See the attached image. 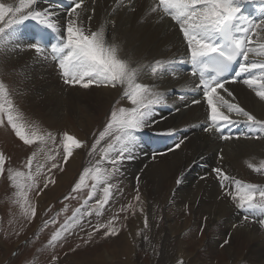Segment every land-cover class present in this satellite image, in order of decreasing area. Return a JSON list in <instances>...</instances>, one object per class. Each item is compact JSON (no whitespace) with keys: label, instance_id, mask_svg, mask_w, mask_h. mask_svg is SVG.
Instances as JSON below:
<instances>
[{"label":"snow or ice","instance_id":"1","mask_svg":"<svg viewBox=\"0 0 264 264\" xmlns=\"http://www.w3.org/2000/svg\"><path fill=\"white\" fill-rule=\"evenodd\" d=\"M117 8L106 19L93 30L91 24L96 13L95 5L98 0H91L92 14L87 16L88 26L85 25L83 16L88 12L85 0H69V7L65 8L64 16L57 18L58 4L50 3L49 0H19L18 6L0 3V45L4 46V52L0 53L3 58H11L25 49L32 53L35 60L44 65L48 60L49 47L52 59L59 73L61 82L68 88L74 90H87L93 92L101 88L122 89V100H127L128 107H114L103 130L99 131L98 137L92 143L89 154H94L98 146L104 141L106 146L100 147L101 158L91 166L85 167L74 185L73 192H80L89 187L87 181H91L88 196L92 197L98 187L103 185L102 199L98 203L99 208L108 204L113 196L114 185L110 182L114 177L122 174L123 165L135 159L138 150V137L136 133L144 128L152 129L157 122L154 119L156 109L167 106L165 96L176 93L172 88L170 93L162 94L157 91L161 87L159 78L169 72L178 74L177 68L187 66L186 70L193 78L194 87L191 90V103H188V94L180 95L185 109L191 106L205 108V123L202 131L209 135H218L221 140L264 139V120H258L249 111L236 102V95L232 85L242 84L251 90L255 96L264 102V10L259 18H249L242 15L249 0H157L156 6L151 12L159 18V23L166 28H172L180 40L183 48V56L179 59L161 60L155 59L150 65L151 74L155 78L150 83L141 82V68L136 66L138 61L131 58L125 59L121 56L120 44L116 38L109 40L106 24L112 25V31H116V17L121 13L135 14L136 0H116ZM66 17V19H65ZM34 20L55 34L58 44H54L52 37L47 34H34L29 39H39L44 44L16 43L11 38V30L22 24L25 20ZM145 23H147L145 21ZM6 42L13 43L9 51ZM185 69V68H184ZM198 81V83H196ZM218 90L231 99L219 95ZM199 93L201 98H196ZM0 125L10 126L15 136L22 142V146H35L45 144L48 140H55L51 133H45L35 126L32 121L27 120L23 113L16 108L14 101L9 98L8 90L0 83ZM119 103V101H117ZM181 107L173 105L170 114L180 113ZM243 117V120L237 119ZM6 118V124H5ZM166 122V121H165ZM244 124L254 130L252 135L241 133L228 134L225 129L229 126ZM35 128V130H34ZM176 133L174 127L161 131H154L156 135H173ZM188 141L185 134L168 151L175 152ZM63 144V161L67 163L73 155V148H87V141L75 138L73 135L64 133L61 139ZM167 153H153L152 160ZM37 153L27 157L24 167L29 169L28 180L32 179L31 169ZM10 159L5 153L0 152V177L7 174L9 184L16 189L20 208L26 218L31 221L36 215V209L27 203L26 185L17 183V178L24 175L21 171H14L11 167L5 168V160ZM51 168H59L63 171V165L55 162L54 158ZM218 159L223 161V156ZM111 165L110 169L103 168L104 163ZM40 165L37 171L45 168ZM251 167V165H250ZM260 169H257L259 171ZM143 170H141L142 172ZM215 176L219 181V194L217 199L231 197L234 207L242 212L243 222L247 224L250 214L259 211L264 215V187L255 184H241L235 181L236 188L231 190L227 187L230 178L222 167H213L208 176H201L200 180L207 182L209 176ZM135 200L141 202L139 182L141 175L136 177ZM183 176H178L174 183L180 185ZM55 181L51 178L45 179L44 188ZM30 187V185H28ZM39 189L37 194L42 192ZM71 195V194H70ZM69 197H65L68 199ZM74 198V197H73ZM187 207V205L185 206ZM123 210V209H122ZM79 211V210H78ZM75 213L73 214V219ZM116 217L107 224H99L94 231L98 234L101 229L105 239L118 237L120 228L114 223ZM206 220L207 217H204ZM48 221H45L47 225ZM259 226L264 229V219L259 220ZM68 222L65 221L60 230L54 232L49 244H54L62 238V231L68 230ZM150 227L148 218L145 216L143 229L137 231V237H148L144 235V229ZM234 227H236L234 225ZM203 230V226L201 227ZM18 234V233H17ZM91 233L89 236L91 237ZM88 243V241H85ZM231 238L224 239L221 247L230 246ZM17 255V253H13ZM57 257H52V264H57ZM183 264V262H180Z\"/></svg>","mask_w":264,"mask_h":264},{"label":"bare ground","instance_id":"2","mask_svg":"<svg viewBox=\"0 0 264 264\" xmlns=\"http://www.w3.org/2000/svg\"><path fill=\"white\" fill-rule=\"evenodd\" d=\"M49 2L60 6L59 9H56L57 18L63 17V10L70 6L69 0H49ZM85 2L88 6V12L83 16V19L85 25L88 26L87 16L92 14L91 9L93 8V4L91 3V0H85ZM0 3L18 6L19 0H0ZM156 3L157 0H136L137 11L135 14L121 13L116 17L117 25L115 32L111 30L112 25L110 23L106 24V31L109 40H112L113 37H115L117 43L120 44L121 56L125 59L131 58L139 62L136 66L141 68L142 75L140 79L141 82L144 83H150L151 80L155 79L151 74L150 67L155 59L179 60L184 54L180 40L176 35L178 29L173 30L172 28H166L163 24L159 23V18L151 12V8L155 7ZM95 7L96 13L91 24L93 30H95L99 24L106 22V19L110 17L114 10H116L117 2L116 0H98ZM262 10H264V0H249L247 6L242 9V15L248 16L250 19L259 18L262 15ZM145 21L147 23H145ZM37 33L47 34L49 36L53 34L51 30L38 24L34 20L28 19L15 29L11 30L10 40L20 44H44L45 42L40 40L38 35L35 39H29V37H32ZM53 43L58 44L59 41L55 38L53 39ZM6 45L9 51L13 47V43L11 42H6ZM3 52L4 46L0 45V53ZM256 58L264 59V57ZM186 68L187 66H180L177 68L178 74L169 72L164 77L159 78L161 87L157 89L158 92L162 94L170 93V90L175 88L176 93L167 94L165 96L167 106H160L156 109L154 119L159 123L154 125L152 129L144 128L143 131L136 133V136L138 137V150L135 154V159L126 162L123 165L122 174L118 175V181L120 180V182L125 183H132V178L134 176L137 174L141 175L142 204L139 205L142 206V208L141 210H138L136 215L137 218H132L133 221L130 222L127 231H124L125 234L120 237L122 245L119 250L117 248L118 243H115L112 249L113 251L115 249L116 252L121 251L126 253V264H134L132 261V254H134L136 248L134 245L137 243V239H135L137 236L136 233L138 230L143 229L145 216L148 218V223H152L151 216H153L154 212H157L159 205L167 206V209L164 210V217L167 218L165 219L168 223V227L166 231L161 229L162 234L160 235V238H163V240H170V236L173 238L174 233H176L178 229L177 222H173V225L171 224L172 220H174L173 217H176V215L182 211L180 209L187 203L193 214V223L201 217L206 216L208 223H211L212 225L214 224L211 226L214 227L213 229H215V232H218V234H224L226 230L232 228L233 224H236V227H234V229L232 228L233 231L231 235V242L232 240H234V242L230 244L231 246H226L223 248L224 250L222 249L224 253H226L223 256L226 255L229 256V258L233 257L232 254L235 253L232 251L233 247L236 249V247H239L238 245L242 244L247 247L248 255L246 254V257L248 258V261L262 264V258L264 257V237L260 234L261 232L258 225L251 220H249L247 224L243 222V215L235 209L230 196L223 199H217L220 189L219 183L214 175L209 176L207 182L198 180L197 178L199 175L208 176L213 167H222L229 177H234L227 182L228 187L234 191L236 188L235 181H244L238 177L239 173L246 174L249 178H253V166L256 167V163L264 158V144H261L255 139H245L243 137L240 139L233 138L232 140L225 141L221 140L218 136L204 133L202 127L206 118V104L204 107L191 106L190 109H185L183 107V102L179 98L180 95L188 94V103H191L192 96L190 93L195 85L193 78L189 75ZM56 69L50 47L48 60L44 65L38 63L33 54L26 49L11 58H3L0 56V76L6 74L10 77L12 84L15 87V92H18L19 79V85L24 89L33 85L34 92L40 89L50 93V109L49 105H47L44 109L40 108V112L38 113V116L44 120L51 119L56 121V119L52 118L55 116V112L53 111L54 103L58 96L61 95V92L65 93V91H67L66 95H68L67 93L70 92L71 89L61 82L59 73ZM232 88L236 95V102H238L241 107L245 108L246 111L253 114L258 120H264V102H261L251 90L242 84H234L232 85ZM75 91L77 95L81 94V99L75 101L80 103L83 99L87 100L86 102L88 106H86L87 108L81 114L82 118H85L81 123L85 126L93 124L94 119L99 116L98 114L108 107L118 93H122V89L119 88H101L93 92H88L87 90ZM218 94L225 96L226 99H231L227 97L225 93L220 92V90H218ZM196 96L198 99L201 98L199 93H197ZM18 98H22L24 102L29 99L27 95H18ZM123 102L130 106L128 102L124 100ZM173 105L180 106L181 112L175 113V115L170 114L173 110ZM47 109H49L52 114H50ZM100 116L102 117V114ZM237 119L243 120L244 118L239 117ZM49 125H51V123ZM240 125L242 126L244 124ZM169 127H174L176 133L173 135L154 134V131H161ZM233 130H235V127L231 128L229 126L225 129V132L229 134V131ZM237 133H240V131ZM237 133H232V135L235 137ZM253 133L254 130L250 132V134ZM185 134L188 136L186 144L182 145L181 148L176 149L175 152H169L168 150ZM69 135H73L77 138V135L72 132L69 133ZM153 153L167 154L158 156L157 159L153 161ZM219 155L223 156V161L218 159ZM78 159L79 156L77 154L70 156L69 161L66 163V175L71 174V171L77 165L75 163ZM37 160L39 159L37 158ZM141 170L143 171L141 172ZM178 176H183L180 185L174 183ZM258 177L260 178V176ZM57 181L58 180H56V185L53 189L56 188L58 184ZM252 182L253 183L251 184L257 186L262 184V182L256 178H253ZM122 186V183L121 185L118 184V187ZM164 191H166L165 197L162 195V192ZM160 213L161 212L154 214V218H159ZM257 213L258 211L253 213V215ZM257 218L264 219L259 216H257ZM169 219L171 220L170 223ZM154 226L155 225H151V228L144 230L148 231L151 229V234L153 235ZM157 241L159 243V240ZM180 244L181 242L178 243V249L173 251L172 255H169L163 250L161 253L163 256H160L161 258L159 257V260L162 262L164 261V264L168 262L169 264H177L180 258H185L184 260L186 261L190 254L188 255V253L185 252L186 249H182ZM216 244L217 242L214 240L213 236L210 237L209 235V238L206 239L205 245L215 252ZM232 245L234 246L232 247ZM222 254L223 252L219 250L218 256H222ZM193 259L194 258H192V260ZM99 263L100 261H98V264ZM215 264H218V262H215Z\"/></svg>","mask_w":264,"mask_h":264},{"label":"rangeland","instance_id":"3","mask_svg":"<svg viewBox=\"0 0 264 264\" xmlns=\"http://www.w3.org/2000/svg\"><path fill=\"white\" fill-rule=\"evenodd\" d=\"M51 37L53 40V36ZM0 83H3L5 89L8 90L9 98L14 101L16 108L23 113L27 120L32 121L33 124L38 126L43 132L51 133L55 137L54 141L48 140L45 144L40 145V147L22 146V142L15 136L10 126L0 125V152L10 157V159L5 160V168L11 167L14 171L17 169L24 173L23 176L17 178V183L26 185L24 191L27 192V203L36 209L35 217L29 221V219L24 216L19 203L15 202L19 198L16 195V189L9 184L7 174L0 177V264H52V257L54 256L58 258L57 264H98V261H100L101 264H126V253L121 251L116 252L115 249L113 251L112 248L115 243H118L117 248L119 250L122 245L120 237L125 234L129 228L130 222L133 221L132 218H137L136 215L138 210L142 208V206L139 205L142 203L134 199L137 188L136 176L132 178V183L120 182V180L118 181V176L114 177L110 181L114 185L113 196L103 208H99L97 203L102 199L103 185L96 189L92 197L88 196V192L91 190L90 180L87 181L89 187L83 188L80 192L72 191L74 185L79 180V176L83 173V169L85 167H91L95 161L101 158L99 149L100 147L106 146L104 141L101 142V145L98 146L94 154L90 155L89 149L98 137L99 131L103 130V125L107 122L110 111L114 106L117 108L128 107L121 99L122 93H118L108 107L105 108L106 110L104 109L98 114L99 116L94 119L93 124L85 126L81 123V121L85 119L82 118L81 114L87 108L86 106H88L87 100L83 99L80 103L75 101L81 99V94L77 95L74 89H70V92L67 93L68 95H66L67 91H65V93L63 92L64 94L61 92V95L56 99L53 109L55 116L52 117L56 119L55 121L51 119L44 120L38 116L40 108L44 109L45 106L49 105L50 109V93L40 89L34 92L33 85L24 89L19 85V79L18 92H15L12 80L6 74L0 76ZM18 95H27L29 99L24 102L22 98H18ZM117 101H119V103H117ZM124 101L128 102L127 100ZM49 109H47V111ZM48 112L52 114L50 110ZM101 114L102 117L100 116ZM50 123L51 125H49ZM240 126V124L230 126L231 128L235 127V130L229 131V134L239 131L242 133ZM71 132L77 135V139L87 141L88 147L80 149L73 148V154H77L79 159L75 163L77 165L71 171V174L66 175L67 170L65 171V168L67 165L63 161V144L61 139L64 133L69 134ZM255 140L264 144V139ZM34 151L37 155L34 158V164L31 169L32 179L29 181V169L24 167V165L27 157L32 155ZM50 157L54 158L55 162L58 164L63 165L64 170L60 171L59 168H56L52 169L51 173H49L48 168H51V164L53 163V159H50ZM37 158L39 160H37ZM42 164L46 165V167L37 171ZM104 164L102 165L103 168L110 169V164L107 162ZM256 169L260 170L257 171ZM252 170L254 172L253 178L259 179V181L262 182L259 187H263L264 158L259 160V162L256 163V167L253 166ZM257 175L260 176V178ZM201 176L202 175H199L197 179L200 180ZM238 177L243 179L245 184L253 183V178H249L246 174L239 173ZM49 178L53 179L55 182L49 184L47 188H44V181ZM56 180H58V184L56 188L53 189L56 185ZM117 183L120 185L122 183L123 186L118 187ZM141 184L140 180L139 189L142 195ZM27 185H30V187ZM39 189H43V191L37 194ZM162 195L165 197L166 191L162 192ZM65 197L69 198L65 199ZM186 205L187 207H185ZM166 209L167 206L159 205V209H157V212H154V214L161 212L162 214L160 213V217L154 218V214L151 216L152 223H149V228H151V225H155L153 228L154 234H151V229L148 231L144 230V235L148 237L147 241H145L143 237L136 236L135 239H137V243L134 245L136 248L134 254H132V261L134 264H164V261L162 262L159 260L161 258L160 256H163V254H161L162 251L164 250V252L172 255V252L178 249V243L180 242L181 248H185V252H187L188 255L190 254V256L187 257L188 259H186V261L184 260L185 258H180L177 264H180V262H184L183 264H215V262H218V264L228 262V264H259L248 261L246 257L247 247L242 244L236 247L237 250L234 249L235 247L232 245V251L235 252L232 254L233 257L229 258V256H223L226 253L223 251L225 247H221V244H223L224 239L231 238L232 228L234 229V225L236 224H233L232 228L226 230L224 234H218V232H215V229H213L214 227H212L214 224L212 225L208 223L207 219H204L206 216L198 219V223L197 221L193 223V214L187 203L180 209L182 211H180L176 217H173L175 221L172 220L171 222L169 219V223L171 222L172 225L173 222H177V232L174 233L173 238L170 236V240H163V238H160L162 234L161 229L166 231L168 227L167 218L164 217V210ZM74 213L75 218L73 219ZM113 217H116L114 221L115 225L120 228L118 237L105 239L103 237L104 229H101L98 234L94 231L97 225L107 224V222L113 220ZM252 217L253 216H250L249 220L254 221L258 225L261 232L260 234L264 237V229L260 228L259 220ZM45 221H48L47 225H45ZM65 221L68 222V230L66 232L62 231V238L59 241L54 244H49L51 236L55 231L61 229ZM202 226L203 230H201ZM90 233L92 234L91 237L89 236ZM209 235L210 237L213 236L214 240L217 242L215 252L205 245ZM157 240H159V243ZM85 241H88V243H85ZM233 242L234 240H232L231 243ZM219 250L223 252L222 256H218ZM14 252L17 253V255L14 256ZM192 258L194 259L192 260ZM262 261V264H264V257ZM165 264H169V262Z\"/></svg>","mask_w":264,"mask_h":264}]
</instances>
